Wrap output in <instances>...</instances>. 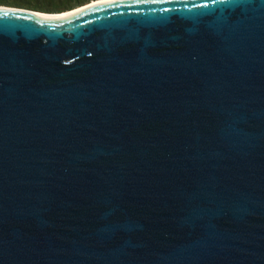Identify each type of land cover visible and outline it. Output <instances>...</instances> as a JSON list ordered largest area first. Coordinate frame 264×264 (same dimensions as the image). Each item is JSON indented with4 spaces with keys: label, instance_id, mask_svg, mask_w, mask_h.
Returning <instances> with one entry per match:
<instances>
[{
    "label": "water",
    "instance_id": "water-1",
    "mask_svg": "<svg viewBox=\"0 0 264 264\" xmlns=\"http://www.w3.org/2000/svg\"><path fill=\"white\" fill-rule=\"evenodd\" d=\"M0 264H264V0L0 5Z\"/></svg>",
    "mask_w": 264,
    "mask_h": 264
},
{
    "label": "trees",
    "instance_id": "trees-1",
    "mask_svg": "<svg viewBox=\"0 0 264 264\" xmlns=\"http://www.w3.org/2000/svg\"><path fill=\"white\" fill-rule=\"evenodd\" d=\"M93 0H0V5L17 6L44 12H62Z\"/></svg>",
    "mask_w": 264,
    "mask_h": 264
},
{
    "label": "bare ground",
    "instance_id": "bare-ground-1",
    "mask_svg": "<svg viewBox=\"0 0 264 264\" xmlns=\"http://www.w3.org/2000/svg\"><path fill=\"white\" fill-rule=\"evenodd\" d=\"M70 12H64L62 15L69 14Z\"/></svg>",
    "mask_w": 264,
    "mask_h": 264
}]
</instances>
